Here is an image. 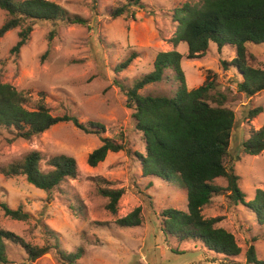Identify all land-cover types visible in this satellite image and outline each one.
I'll return each instance as SVG.
<instances>
[{
    "label": "rangeland",
    "instance_id": "1",
    "mask_svg": "<svg viewBox=\"0 0 264 264\" xmlns=\"http://www.w3.org/2000/svg\"><path fill=\"white\" fill-rule=\"evenodd\" d=\"M49 1L86 18L89 25L37 21L27 44L18 52L12 50L21 28L9 31L0 39V81L21 92L29 110L44 104L55 117L75 116L81 123L96 122L104 132L88 134L72 122L59 123L30 139L0 130V202L30 215L27 221H16L0 208V227L38 247L47 243L44 227H48L67 254L84 250L78 264H247L246 254L252 246L258 259L264 261V225L257 223L247 207L232 203L226 195L214 197L203 215L221 219L217 227L234 235L241 248L238 257L226 261L206 252L200 243L179 242L164 235L161 214L170 208L187 212V192L159 177L144 176L135 153L146 154L145 142L136 129L133 110L127 108L125 94L115 83L134 85L154 70L159 52L177 50L183 56L181 67L188 89L200 87L211 75L216 90L226 97V106L236 114L230 153L246 201L253 200L257 190L264 191V153L249 156L243 152L251 132L264 126V91L253 97L238 91L242 78L233 67L224 70L222 65L235 58L234 48L220 52L210 43L205 55L189 59L186 43L176 47L171 43L178 30L176 10L186 5L196 7L201 0H143L145 8L133 7L118 18L111 17L110 11L125 4L124 0ZM6 17L0 9V27ZM248 50L264 68V46L250 45ZM132 52L138 57L126 70L116 72ZM168 73L173 77L171 70ZM177 88L176 83L166 80L147 86L141 94L171 96ZM258 108L262 112L250 118V112ZM102 138L124 143L131 154L128 150L110 153L97 167H90L88 156L102 145ZM33 151L43 156V172L51 170L46 163L51 158L73 157L78 176L47 193L23 176L9 178L2 173ZM100 188L124 191L116 215L107 210L108 199L99 193ZM138 207L141 226L116 225L118 219ZM7 256L8 264H62L55 250L30 262L15 244L8 245Z\"/></svg>",
    "mask_w": 264,
    "mask_h": 264
},
{
    "label": "trees",
    "instance_id": "2",
    "mask_svg": "<svg viewBox=\"0 0 264 264\" xmlns=\"http://www.w3.org/2000/svg\"><path fill=\"white\" fill-rule=\"evenodd\" d=\"M124 1L125 4L111 9V17L124 16L133 7H146L143 0ZM0 9L7 13L0 27V39L9 31L21 28L19 41L12 50L15 52L27 44L37 21L89 25L86 18L71 14L49 0H0ZM175 17L178 30L171 43L175 47L186 43L187 58H201L208 52L210 43L216 44L220 52L223 48H234L235 58L231 62L223 61L222 65L224 70L233 67L242 78L238 91L248 97L264 91V68L257 65L256 56L248 50L250 45L264 46V0H201L196 7L186 5L176 10ZM137 57L138 54L132 52L115 71L126 70ZM182 59L177 50L159 52L154 70L141 76L134 85L128 86L118 80L115 83L125 94L127 108L133 110L136 129L142 133L145 142L146 154L135 153L144 176L159 177L187 192V212L170 208L161 214L164 235L179 242L190 240L200 243L206 252L228 261L238 257L241 248L233 234L217 227L221 219H206L203 209L211 204L214 197L226 195L232 203L247 207L257 223L264 225V191L257 190L255 198L246 201L230 153L236 114L226 106V97L216 90L211 75L200 87L188 89L181 67ZM169 70L173 77L168 76ZM166 80L178 85L173 95L141 94L147 86ZM261 112V108L251 111L250 118ZM66 122L74 123L88 134L101 135L104 132V127L96 122L81 123L75 116L55 117L44 104L29 110L23 94L0 81V130L5 129L16 138L30 139ZM126 150L124 143L102 138V145L89 154L87 163L90 167H97L110 153ZM243 152L249 156L264 153V126L251 132L243 143ZM127 153L131 154V151ZM42 161V154L33 151L21 161L4 168L2 173L9 178L23 176L29 184L47 193L78 176V164L73 157L59 155L51 158L46 162L51 168L49 172L42 171ZM99 193L108 199L107 210L116 215L124 191L100 188ZM0 208L6 217L13 220L30 219L22 208L14 210L2 202ZM142 222L141 208L138 207L118 219L116 225L132 228L141 226ZM44 233L47 243L38 247L0 227V264H8L9 244L20 246L30 262L55 250L62 264H78L84 254L82 248L67 254L61 249L53 230L44 227ZM246 260L247 264H264L253 246L248 250Z\"/></svg>",
    "mask_w": 264,
    "mask_h": 264
}]
</instances>
